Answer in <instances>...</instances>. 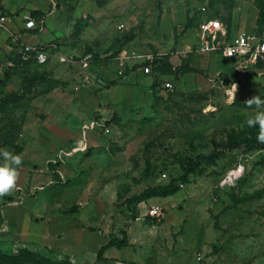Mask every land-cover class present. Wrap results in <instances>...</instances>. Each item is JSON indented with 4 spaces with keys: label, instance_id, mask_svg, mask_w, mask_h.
<instances>
[{
    "label": "rangeland",
    "instance_id": "374dc122",
    "mask_svg": "<svg viewBox=\"0 0 264 264\" xmlns=\"http://www.w3.org/2000/svg\"><path fill=\"white\" fill-rule=\"evenodd\" d=\"M63 2L58 36L40 45L44 63L19 60L13 31L0 44L9 73L0 148L23 158L14 191L23 185L37 208L72 209L91 229L125 233L135 264H264V143L246 125L264 110L247 104L264 93V77L237 81L234 102L228 84L209 80L228 63L197 54L199 0ZM209 3L229 35L264 33L260 0ZM164 185L178 190L146 197ZM151 205L161 215L145 223Z\"/></svg>",
    "mask_w": 264,
    "mask_h": 264
},
{
    "label": "crops",
    "instance_id": "0c3cea01",
    "mask_svg": "<svg viewBox=\"0 0 264 264\" xmlns=\"http://www.w3.org/2000/svg\"><path fill=\"white\" fill-rule=\"evenodd\" d=\"M0 0V16L5 15L10 21L5 23L6 27L0 26V44L5 39V31L15 32V37L22 43H30L34 45H46L58 36L59 23L54 24L55 17H62L61 11L64 10L63 0ZM62 2L59 4V2ZM63 4V5H62ZM30 12L33 17L42 18L44 20V30L38 32L37 29H29L24 27V14ZM42 13L43 15H39ZM44 16V17H43ZM200 19L202 14L200 13ZM6 29V30H5ZM5 30V31H4ZM228 31V29H227ZM238 31L236 30L235 33ZM234 33V34H235ZM233 34V33H232ZM198 43V29H197ZM20 44V45H21ZM20 47V46H19ZM19 54V48L17 51ZM200 57L211 56L220 60L223 64L228 65V75L223 69L217 68L213 73L216 75L209 80L221 78V83L231 84L242 78L264 77L258 75L255 70L243 65H239L237 61L224 58L215 53H203L197 50ZM3 56L0 55V81L4 79L5 69L2 67ZM7 82V81H6ZM234 86L229 88L235 90ZM9 82L6 83V87ZM34 180H32V183ZM24 186L21 185L16 191L9 193L11 199L0 201V240L3 242L1 248L7 251L13 245L19 248H25L26 245L34 244L38 247L46 248V246L58 257L66 258L75 264H135L134 261H128L126 247L117 248L109 246V234L102 233L99 229H91L78 218V214L59 213L53 207L48 209L40 204L32 203L26 198ZM21 189V191L19 190ZM13 197V199H12ZM16 198V199H15ZM51 207V206H50ZM40 212L41 218L37 220L33 217L32 212ZM138 216L133 221V226L142 225L149 219L154 217L147 215L141 221ZM142 222V223H141ZM105 247L102 253V259H97V253L101 247ZM28 247V246H27ZM28 247V248H29ZM17 247L15 248V250ZM38 249V248H37ZM8 252V251H7ZM12 251L10 253H15ZM51 252V253H52Z\"/></svg>",
    "mask_w": 264,
    "mask_h": 264
},
{
    "label": "built area",
    "instance_id": "2783aa9c",
    "mask_svg": "<svg viewBox=\"0 0 264 264\" xmlns=\"http://www.w3.org/2000/svg\"><path fill=\"white\" fill-rule=\"evenodd\" d=\"M199 11L202 19L198 23V43L197 50L203 53H215L224 58L235 60L239 65H245L255 70L258 75L264 74V33L238 31L229 35L226 26L217 17H207L206 12L209 8V0H199ZM24 27L37 29L38 32L43 30L44 20L36 18L27 12L23 16ZM10 21L5 15L0 16V26L5 27V23ZM19 54L23 60L33 58L38 63L46 61V52L43 47L30 43H22L19 47ZM152 56H148L146 64L141 68L145 74L151 72ZM234 84V83H233ZM233 84L230 85L234 86ZM163 87L170 89L172 83L165 81ZM232 93V91H231ZM148 215L159 217L160 209L151 205L148 209Z\"/></svg>",
    "mask_w": 264,
    "mask_h": 264
},
{
    "label": "trees",
    "instance_id": "16d2710c",
    "mask_svg": "<svg viewBox=\"0 0 264 264\" xmlns=\"http://www.w3.org/2000/svg\"><path fill=\"white\" fill-rule=\"evenodd\" d=\"M220 2H226L228 0H218ZM231 4L232 1H231ZM258 9H259V15H258V19L260 24L264 23V2L260 0V3H258ZM209 7H210V3H209ZM210 8H208L206 15L207 17H212V15L209 14ZM200 17L198 20V23L200 22ZM18 58L21 62L26 63V61H23L21 58V54L18 55ZM166 66L168 67V72L174 74L178 72L177 70L172 71V66L169 63H166ZM4 79L0 81V85L2 83H4L5 80H7L9 78V73L8 71L4 72ZM257 135H258V131L256 133H253L252 135V141H258L257 139ZM20 148L19 147H15V151L14 153L18 154L19 153ZM193 166H190L188 168H184L183 174L182 176H180L181 181L182 182H186L187 181V175L188 173L192 172L193 170ZM178 190V186L176 185H164V186H160L154 189L149 190V192L146 194V197L148 196H157V195H166V194H170V193H174ZM140 201L139 199L137 201H134L133 204L135 206V204ZM72 210V209H71ZM70 209L65 210L64 214H68L71 212ZM109 246H115L117 248H121L123 246H126L128 244V239L127 236L125 235V233L122 235V237H118L114 234L109 235ZM105 249V247H101L97 253V259H102V253L103 250ZM0 264H75L73 262H71L68 259H58L54 256L51 255H44L42 253L39 252H34L31 251L29 249L26 248H20L18 250L17 253H10L4 250H0Z\"/></svg>",
    "mask_w": 264,
    "mask_h": 264
},
{
    "label": "clouds",
    "instance_id": "9594fccd",
    "mask_svg": "<svg viewBox=\"0 0 264 264\" xmlns=\"http://www.w3.org/2000/svg\"><path fill=\"white\" fill-rule=\"evenodd\" d=\"M236 91L237 85L235 84V90L231 93L232 102L235 100ZM247 104L249 106L254 104L257 109H264V93L248 99ZM246 125L248 128L258 126L257 139L259 142L264 143V110H258L254 115L249 116L246 119ZM0 158H2L0 159V196H5L17 186L19 166L22 165L23 158L20 154L2 148H0Z\"/></svg>",
    "mask_w": 264,
    "mask_h": 264
}]
</instances>
